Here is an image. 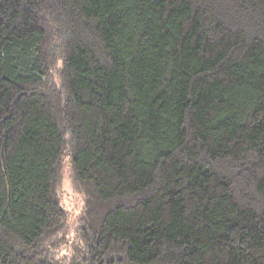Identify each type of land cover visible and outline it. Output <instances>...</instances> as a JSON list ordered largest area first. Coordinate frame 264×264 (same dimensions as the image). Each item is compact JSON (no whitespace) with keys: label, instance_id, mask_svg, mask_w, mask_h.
Instances as JSON below:
<instances>
[{"label":"trees","instance_id":"trees-1","mask_svg":"<svg viewBox=\"0 0 264 264\" xmlns=\"http://www.w3.org/2000/svg\"><path fill=\"white\" fill-rule=\"evenodd\" d=\"M0 264H264V0H0Z\"/></svg>","mask_w":264,"mask_h":264},{"label":"rangeland","instance_id":"rangeland-1","mask_svg":"<svg viewBox=\"0 0 264 264\" xmlns=\"http://www.w3.org/2000/svg\"><path fill=\"white\" fill-rule=\"evenodd\" d=\"M59 194L61 205L68 210L70 215L69 224L64 235L66 241L63 238L60 243L65 241V248L62 253L70 254L73 249L71 243L76 239L79 216L83 210L85 196L75 180V172L69 154H65L63 157V173Z\"/></svg>","mask_w":264,"mask_h":264}]
</instances>
